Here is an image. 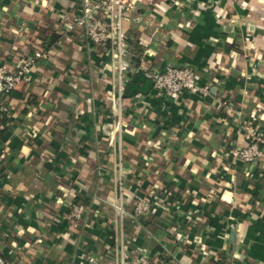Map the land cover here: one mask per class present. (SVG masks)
I'll use <instances>...</instances> for the list:
<instances>
[{"label":"crops","instance_id":"obj_1","mask_svg":"<svg viewBox=\"0 0 264 264\" xmlns=\"http://www.w3.org/2000/svg\"><path fill=\"white\" fill-rule=\"evenodd\" d=\"M82 1L0 0V65L47 54L0 100L4 264H118L121 233L155 264H264V159L230 155L264 134V0H128L122 78L112 53L64 31ZM168 63L210 93L159 94L137 69ZM138 196L159 208L122 218Z\"/></svg>","mask_w":264,"mask_h":264},{"label":"built area","instance_id":"obj_2","mask_svg":"<svg viewBox=\"0 0 264 264\" xmlns=\"http://www.w3.org/2000/svg\"><path fill=\"white\" fill-rule=\"evenodd\" d=\"M130 8L128 0H83L79 5L77 13L71 20L63 23L64 31L71 32L81 30L83 37L87 39L91 46L100 45L115 56L118 62L120 78L129 71L131 63L129 60L131 38L124 26V20ZM151 53L150 50L147 51ZM47 54L43 50L35 51L14 68H7L0 65V100L9 96L23 82H28L31 72L39 60H43ZM139 72L151 82L156 93L181 97L187 94H199L201 96L210 93L208 85L199 83L198 72L191 65H177L168 63L162 68H147L140 65ZM120 91L124 85L119 84ZM0 113H9L6 104L0 106ZM6 124L1 121L0 133ZM230 155L234 160L255 163L264 159V134L252 130L250 140L244 146H234L230 149ZM170 192L163 190L161 203H168ZM158 198L149 196H138L135 199L132 211H126L122 205H117L116 209L122 218H128L134 222L140 221L149 212L159 208ZM83 210L82 205L73 204L71 216L79 218ZM117 241V263L118 264H155L146 253L139 251L135 256L130 255L128 239L121 233L116 236ZM0 264H4V258L0 254Z\"/></svg>","mask_w":264,"mask_h":264},{"label":"trees","instance_id":"obj_3","mask_svg":"<svg viewBox=\"0 0 264 264\" xmlns=\"http://www.w3.org/2000/svg\"><path fill=\"white\" fill-rule=\"evenodd\" d=\"M2 104H6L7 106H8V108H9V103L8 102H2V101H0V106L2 105ZM10 111V110H9ZM8 115H9V113H7V114H1L0 113V116H1V121L3 122V123H5L6 125H7V120H8Z\"/></svg>","mask_w":264,"mask_h":264}]
</instances>
